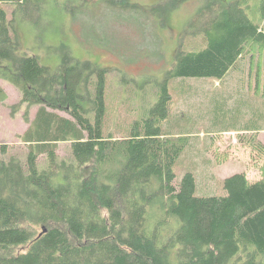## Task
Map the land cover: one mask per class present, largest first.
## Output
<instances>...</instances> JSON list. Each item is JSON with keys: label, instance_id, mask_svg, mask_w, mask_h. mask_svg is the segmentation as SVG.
<instances>
[{"label": "trees", "instance_id": "obj_1", "mask_svg": "<svg viewBox=\"0 0 264 264\" xmlns=\"http://www.w3.org/2000/svg\"><path fill=\"white\" fill-rule=\"evenodd\" d=\"M39 1L0 0V78L21 103L38 105L33 119L24 114L25 159L0 157V264H264V176L228 175L221 194L196 171L178 178L175 164L199 135H175L167 123L169 78L224 81L247 71V46L264 48V0H208L192 22L201 45L178 49L151 114L123 137L104 130L107 68L64 44L56 69L21 49L4 4L29 16ZM7 99L0 84V104ZM218 101L209 117L236 124L243 111L255 114L252 102ZM62 143L71 158L59 156Z\"/></svg>", "mask_w": 264, "mask_h": 264}, {"label": "rangeland", "instance_id": "obj_2", "mask_svg": "<svg viewBox=\"0 0 264 264\" xmlns=\"http://www.w3.org/2000/svg\"><path fill=\"white\" fill-rule=\"evenodd\" d=\"M207 1L179 0L169 13L172 0H40L29 16L16 3L4 6L21 49L38 55L43 65L56 69L63 58L58 47L64 44L76 59L108 69L104 130L123 137L135 122L151 114L178 49L201 45L203 34L198 22H192ZM15 8L17 13L12 14ZM247 51V71L239 77L246 82L253 107L264 113V48L250 43ZM239 77L232 73L225 81L239 82ZM215 82L219 81L211 77L169 78L172 101L167 123L175 135H199L192 136L187 152L176 162L177 177L187 170L196 171L200 182L206 186L207 178L212 193L221 194V181L228 175L246 172L251 181L264 176V150L256 144L257 140L264 144V129L226 134L222 127L210 126L206 110L212 106H206L210 101L206 89L214 88ZM0 84L8 93V99L0 104V157L25 159L27 147L20 136L29 123L24 114L28 110L33 119L38 105L21 103V91L9 81L0 78ZM233 103L243 102L228 99V105ZM249 117L251 114L245 119ZM243 119L239 116L238 122ZM260 122L264 124V119ZM212 129L218 131L209 133ZM59 156L71 158L69 143L60 144Z\"/></svg>", "mask_w": 264, "mask_h": 264}, {"label": "crops", "instance_id": "obj_3", "mask_svg": "<svg viewBox=\"0 0 264 264\" xmlns=\"http://www.w3.org/2000/svg\"><path fill=\"white\" fill-rule=\"evenodd\" d=\"M218 81L219 82H215L214 88H211V90L206 89V98L210 99V101L206 102V106L207 105L211 106L210 103H212L213 101H215L216 103L219 102L218 101L219 99L228 100L231 98H235L238 100L240 99L242 102H244L245 100L246 102L248 101L252 102L251 96L248 94V92L245 89L246 82L244 79H242L239 82H233V83H229L228 81H225V80L224 81L218 80ZM221 86H224L226 88L225 91H222ZM237 86H240V88H238ZM256 108H254L255 114L249 117L248 119H245V116H248V115L246 114V111H243L241 113V116L244 118L243 121L237 122L236 124L230 123L232 119L227 120L223 117L217 120L216 114L214 115V118L209 117V114H212L213 110L212 111L206 110V121L209 122L210 126H214L216 128H218L219 126L222 127L223 128L222 133H226V134L227 133L235 134V132L240 133L244 131V129H248V128H253V129H250L247 132H254L252 130L261 128L264 125V124H261L260 122L261 120L264 119V113L263 112L259 113V111ZM263 129H261L260 131H262ZM215 131H218V130H215ZM187 134H190V133H187Z\"/></svg>", "mask_w": 264, "mask_h": 264}]
</instances>
